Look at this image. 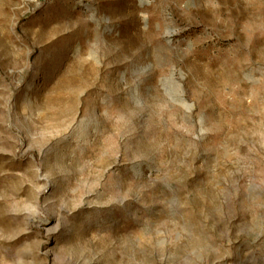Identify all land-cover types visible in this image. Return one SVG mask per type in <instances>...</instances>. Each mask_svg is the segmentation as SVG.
I'll list each match as a JSON object with an SVG mask.
<instances>
[{"label": "rangeland", "instance_id": "obj_1", "mask_svg": "<svg viewBox=\"0 0 264 264\" xmlns=\"http://www.w3.org/2000/svg\"><path fill=\"white\" fill-rule=\"evenodd\" d=\"M0 264H264V0H0Z\"/></svg>", "mask_w": 264, "mask_h": 264}]
</instances>
